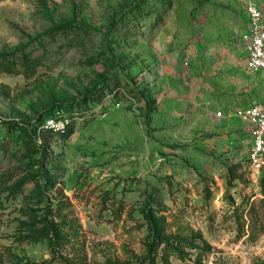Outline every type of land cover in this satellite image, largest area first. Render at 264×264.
I'll return each mask as SVG.
<instances>
[{
    "label": "rangeland",
    "instance_id": "rangeland-1",
    "mask_svg": "<svg viewBox=\"0 0 264 264\" xmlns=\"http://www.w3.org/2000/svg\"><path fill=\"white\" fill-rule=\"evenodd\" d=\"M246 1L0 0V264L139 261L143 210L204 243L167 264H264V163L254 176L247 126L213 115L264 93L244 66ZM112 87L135 104L38 131ZM48 206L77 225L60 248L30 238Z\"/></svg>",
    "mask_w": 264,
    "mask_h": 264
},
{
    "label": "built area",
    "instance_id": "built-area-1",
    "mask_svg": "<svg viewBox=\"0 0 264 264\" xmlns=\"http://www.w3.org/2000/svg\"><path fill=\"white\" fill-rule=\"evenodd\" d=\"M243 9L245 26L239 40L244 53V66L250 71L264 74V10L254 0L246 1ZM123 95L130 103L135 104L132 97L117 87L106 92L99 102L88 108L53 109L42 120L38 131L62 133L68 127L86 120L106 118L110 111L121 107ZM213 115L218 119L234 117L247 126L251 139L246 158L252 174L257 176L264 163V93L246 104L232 107L228 113L217 110Z\"/></svg>",
    "mask_w": 264,
    "mask_h": 264
},
{
    "label": "trees",
    "instance_id": "trees-1",
    "mask_svg": "<svg viewBox=\"0 0 264 264\" xmlns=\"http://www.w3.org/2000/svg\"><path fill=\"white\" fill-rule=\"evenodd\" d=\"M114 88V87H112ZM112 88L110 90H112ZM103 88L98 91V95L94 94L86 99L82 100L79 103H70V104H60L55 106V108H64V109H72L77 107L88 108L91 105L99 102L106 92H102ZM83 106V107H82ZM46 111L40 118L38 125L40 126L42 120L48 116L52 110ZM37 125V126H38ZM73 126L67 128L66 131L62 133H54L48 130L51 134H57L61 136H68L71 134ZM49 182V181H48ZM259 202L261 205H264V198L260 199ZM119 212L122 210V204L120 201V205L118 207ZM252 211V210H251ZM249 213L250 219L256 216L255 212ZM144 217L147 222L148 227V242H147V253L144 255L139 261L130 262L126 264H157L156 258L159 257L162 264L168 263V258L170 256L176 258H183L185 256L184 249L187 248H199V250H203L202 247L204 243L201 245L194 243V238L181 236V235H171L167 234L165 231L166 225L161 217L154 216L152 213H148L143 210ZM55 217L58 220H55ZM40 225L35 230L36 235H31V239L36 241L40 238L47 239L52 248H60L70 243V238H75L78 236L77 225L69 218H67L64 214L61 215L56 210H52L49 208L44 212L43 217L40 219ZM248 227L251 229L250 224L248 223ZM54 252V251H53ZM148 254V255H147ZM109 264V263H106Z\"/></svg>",
    "mask_w": 264,
    "mask_h": 264
}]
</instances>
